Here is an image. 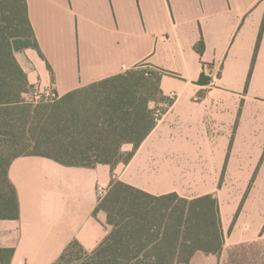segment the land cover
Wrapping results in <instances>:
<instances>
[{
	"label": "crops",
	"instance_id": "1",
	"mask_svg": "<svg viewBox=\"0 0 264 264\" xmlns=\"http://www.w3.org/2000/svg\"><path fill=\"white\" fill-rule=\"evenodd\" d=\"M25 2L38 51L16 52L15 58L36 91L50 89L59 99L126 71L148 67L168 73L161 77L159 89L163 97L175 92L177 100L128 164L84 168L38 156L14 159L8 178L17 194L19 217L0 221V248L14 250L10 264H55L73 241L93 252L113 230L105 213L96 210L99 185L108 194L119 182L154 198L176 194L191 200L212 194L204 185L217 182L216 174L200 172L194 183L201 186L189 181L180 186L177 164L168 170L153 156H142L158 131H203L200 125L206 117L208 127L216 124L223 132L208 134L206 143L214 145L200 150H214L221 157L233 132L231 150L237 155L230 156L227 166L234 162L236 168L253 167L255 155L238 154L254 151L247 144L240 147L239 140L256 131L257 121L264 118V26L256 49L264 24V0H197L187 14L185 7L176 5L167 12L166 27L157 0ZM200 41L204 43L201 55L196 50ZM201 73L210 79L206 86L196 84ZM25 99L32 102L30 93ZM159 102H150L149 110ZM193 141L171 140L169 151H179L178 145L184 142L196 147ZM132 150V145L122 147L126 153ZM179 174L184 177L190 172L183 169ZM220 217L224 231L227 223L222 213ZM225 246H229L227 241L223 252ZM190 263L220 264V260L196 252Z\"/></svg>",
	"mask_w": 264,
	"mask_h": 264
},
{
	"label": "trees",
	"instance_id": "2",
	"mask_svg": "<svg viewBox=\"0 0 264 264\" xmlns=\"http://www.w3.org/2000/svg\"><path fill=\"white\" fill-rule=\"evenodd\" d=\"M30 48L38 51L25 0H0V221L19 217L8 178L14 159L38 156L84 168L128 164L156 126L149 103L164 100L159 82L168 73L146 67L53 101H27L34 89L15 53ZM196 50L202 54V41ZM209 83L201 73L196 84ZM124 145L133 150L123 152ZM96 210L105 213L112 232L93 252L71 242L55 264H191L196 252L219 256L223 250L219 205L211 194L191 200L176 194L154 198L118 182ZM13 253L0 248V264H10Z\"/></svg>",
	"mask_w": 264,
	"mask_h": 264
},
{
	"label": "rangeland",
	"instance_id": "3",
	"mask_svg": "<svg viewBox=\"0 0 264 264\" xmlns=\"http://www.w3.org/2000/svg\"><path fill=\"white\" fill-rule=\"evenodd\" d=\"M162 6L164 16V27H166L167 12L174 6L185 7V12L191 13L197 0H157ZM30 100V99H29ZM236 118L240 116L239 108L235 112ZM236 119V120H237ZM203 131H158L154 134L149 146H147L142 156H153L163 168L166 169L171 164H177V181L180 186L185 182H195L198 180L197 173L206 172L216 174L218 181L206 184V189L211 190L219 205L220 214L224 215L225 224L227 223L223 234L224 241H227L225 251L219 255L220 264H264V118L259 119L256 124V131H251L246 137H240L239 143L247 144V147H253L252 152H242L238 155L247 157L255 155L257 160L253 162L250 168H236L234 162L232 166H227L230 156L237 155L231 150L233 142V132L226 151L220 156L216 151H201L200 149L212 147L206 143L208 134L222 133L219 126L214 124L208 127L202 122ZM207 129L210 131H207ZM212 130V131H211ZM192 138L193 143L197 142L196 147L178 145L179 151H169L171 140H183ZM212 138V137H211ZM156 142H162L160 147L156 148ZM31 153L28 151L26 154ZM211 156V157H210ZM189 171L190 174L182 177L179 171ZM174 171V169H172ZM176 170V169H175ZM166 178V175H164ZM206 179V178H205ZM196 187L201 184L194 183ZM242 241L240 244L230 245V242ZM244 241V242H243Z\"/></svg>",
	"mask_w": 264,
	"mask_h": 264
},
{
	"label": "built area",
	"instance_id": "4",
	"mask_svg": "<svg viewBox=\"0 0 264 264\" xmlns=\"http://www.w3.org/2000/svg\"><path fill=\"white\" fill-rule=\"evenodd\" d=\"M42 96H44L45 100L47 101H53L56 98L50 89H46L43 93H40L34 89L30 93L32 102L35 103H37ZM176 100H177V94L175 92H171L167 97H164V100L154 104V106L150 109V111L153 122L156 125H158L162 121L165 114L171 109L172 105L175 103ZM113 179H115V176H113ZM106 194H107L106 187L99 185L97 187V196L99 201H101L106 196Z\"/></svg>",
	"mask_w": 264,
	"mask_h": 264
}]
</instances>
